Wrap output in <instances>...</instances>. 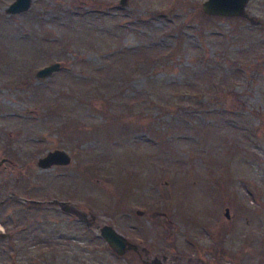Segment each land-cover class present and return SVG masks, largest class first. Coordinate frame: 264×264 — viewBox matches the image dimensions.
I'll list each match as a JSON object with an SVG mask.
<instances>
[{"label":"rangeland","instance_id":"rangeland-1","mask_svg":"<svg viewBox=\"0 0 264 264\" xmlns=\"http://www.w3.org/2000/svg\"><path fill=\"white\" fill-rule=\"evenodd\" d=\"M12 1L0 264H108L104 224L195 264H264V0L235 16L204 0H31L8 14ZM57 148L70 162L39 168Z\"/></svg>","mask_w":264,"mask_h":264},{"label":"water","instance_id":"water-1","mask_svg":"<svg viewBox=\"0 0 264 264\" xmlns=\"http://www.w3.org/2000/svg\"><path fill=\"white\" fill-rule=\"evenodd\" d=\"M248 0H204L202 3V11L210 15L221 16H235L243 15L245 5ZM31 0H13L6 8V12L19 13L26 11L30 6ZM122 4L125 0H120ZM59 67L58 62H54L49 65H45L36 71L38 77H46ZM4 160L0 161V165ZM70 162V154L64 149H53L48 151L37 160V166L39 168H49L53 165H65ZM1 204V202H0ZM62 208L68 209L66 202L59 201ZM138 214L142 213V210H136ZM225 215L229 216L228 208H225ZM100 236L106 243L111 245L113 249L118 253H123L126 249V238L120 233L114 226L110 224H104L99 228ZM1 237H6L7 233L1 232Z\"/></svg>","mask_w":264,"mask_h":264},{"label":"flooded vegetation","instance_id":"flooded-vegetation-1","mask_svg":"<svg viewBox=\"0 0 264 264\" xmlns=\"http://www.w3.org/2000/svg\"><path fill=\"white\" fill-rule=\"evenodd\" d=\"M13 199L28 201L31 203H37L38 201L33 198L21 197L20 195H12L11 200ZM68 211L70 212V209ZM75 214H77V212H75ZM76 219L80 222L82 221L80 217H76ZM172 245L174 244L172 243L170 246ZM109 246L112 250H114L111 245ZM128 250L131 252H128ZM177 250L179 252H170L168 248L165 249L162 245H158L155 248V252H152L151 249L140 246L138 242L128 241L126 239L125 251L123 253H118L114 250V253L110 254L112 258L108 264H195L188 249H184L183 252L179 249ZM198 264L209 263H206L204 260H200V263Z\"/></svg>","mask_w":264,"mask_h":264},{"label":"trees","instance_id":"trees-1","mask_svg":"<svg viewBox=\"0 0 264 264\" xmlns=\"http://www.w3.org/2000/svg\"><path fill=\"white\" fill-rule=\"evenodd\" d=\"M184 96H187L185 98H189L188 101H190L191 99H195L196 98L195 94L194 93H191V92H190V94L184 93Z\"/></svg>","mask_w":264,"mask_h":264}]
</instances>
